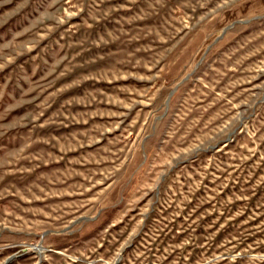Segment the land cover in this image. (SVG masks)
<instances>
[{"label":"rangeland","instance_id":"374dc122","mask_svg":"<svg viewBox=\"0 0 264 264\" xmlns=\"http://www.w3.org/2000/svg\"><path fill=\"white\" fill-rule=\"evenodd\" d=\"M14 255L264 264V0H0Z\"/></svg>","mask_w":264,"mask_h":264},{"label":"water","instance_id":"95a60500","mask_svg":"<svg viewBox=\"0 0 264 264\" xmlns=\"http://www.w3.org/2000/svg\"><path fill=\"white\" fill-rule=\"evenodd\" d=\"M174 92H175V91H173V92L171 93V95H172ZM171 95H170V96H171ZM15 256H16V255L10 257L9 259H7L6 264L9 263L10 261H12L13 259H15V258H16Z\"/></svg>","mask_w":264,"mask_h":264}]
</instances>
